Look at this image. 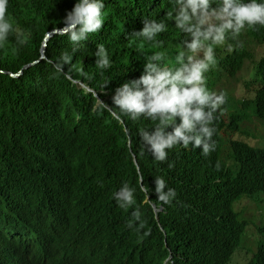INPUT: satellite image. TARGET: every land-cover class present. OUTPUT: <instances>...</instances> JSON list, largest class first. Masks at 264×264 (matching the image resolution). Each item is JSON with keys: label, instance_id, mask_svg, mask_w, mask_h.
Segmentation results:
<instances>
[{"label": "trees", "instance_id": "obj_1", "mask_svg": "<svg viewBox=\"0 0 264 264\" xmlns=\"http://www.w3.org/2000/svg\"><path fill=\"white\" fill-rule=\"evenodd\" d=\"M73 3L8 0L6 18L29 35L19 44L10 34L0 45V264L4 256L6 264L12 256L22 264H236L240 252L246 258L238 264H264V222L241 212L252 201L264 205V138L241 129L246 119L264 124V57L255 61L250 52L264 47V26L214 48L217 63L205 74L206 86L224 94L210 125L214 150L204 156L176 145L158 162L139 137L153 122L120 114L110 97L157 50L131 35L147 18L164 19L170 0H104L101 29L57 72L66 36L48 39L45 59L41 44ZM165 23L156 39L170 57L183 35ZM97 44L112 60L102 72L93 64ZM231 79L243 84L242 100L225 97L219 83ZM156 176L176 191L169 204L143 190ZM123 183L134 191L133 204L122 209L111 193ZM133 208L145 222L139 232L125 226Z\"/></svg>", "mask_w": 264, "mask_h": 264}, {"label": "clouds", "instance_id": "obj_2", "mask_svg": "<svg viewBox=\"0 0 264 264\" xmlns=\"http://www.w3.org/2000/svg\"><path fill=\"white\" fill-rule=\"evenodd\" d=\"M7 6L8 0H0V45L10 34H15L17 43L23 44L29 34L14 27L6 18ZM102 9L104 0H74L71 9L66 11L59 31L66 36L69 48L61 51L53 64L57 72L70 63L89 34L101 29L104 22ZM165 20L183 35V40L176 45L174 55L170 57L168 51L161 48L162 42L156 39L167 29ZM256 25L264 26V0H170L164 19L147 18L139 30L133 31V39L151 44L157 50L146 56L138 76L113 89L110 106L132 120L143 117L153 122L150 130H140L139 137L155 161L163 162L168 155L166 150L176 145L199 148L204 156L214 150L215 144L211 142L213 127L210 125L213 113L224 102V94L206 86L205 74L217 63L214 48L224 46L228 37H235L242 30ZM245 33L241 35L249 39H245L248 43L252 42ZM228 48L230 50L231 46L228 45ZM92 55L97 70L102 72L112 66L109 52L103 44H97ZM225 91L229 95L225 96L227 99L235 96L234 90L233 95ZM98 102L103 101L100 99ZM139 179L143 181L144 177ZM152 183L151 189L142 187L146 193L154 194L156 201L169 204L175 199V189L167 187L163 177H154ZM133 191L132 187L123 183L111 196L115 204L123 209L133 204ZM262 203L252 201L245 206L255 205L260 210ZM153 209L157 220L160 210L155 206ZM241 212L246 220L244 211ZM255 220L262 221L256 217ZM144 223L140 211L133 208L125 226L139 232ZM147 234L145 231L144 235ZM12 258L13 264L23 263L20 256ZM9 262L4 256V263Z\"/></svg>", "mask_w": 264, "mask_h": 264}, {"label": "rangeland", "instance_id": "obj_3", "mask_svg": "<svg viewBox=\"0 0 264 264\" xmlns=\"http://www.w3.org/2000/svg\"><path fill=\"white\" fill-rule=\"evenodd\" d=\"M244 38L247 39V41H249V39L247 37H244ZM250 43L251 42H249V44ZM230 46H231V48H230L229 52H232L234 50L235 44L232 43ZM250 52L253 53L255 61H258L262 57H264V47L263 46L253 45L250 48ZM248 64L249 63L247 62L245 64V66H244V67L247 66L245 68L246 71L250 70V66L248 67ZM246 73L247 72L244 71L243 76H246ZM245 78L246 77H244V79ZM232 80L233 79L230 80L231 83L228 84L227 86L226 85L224 86L223 82H220L219 85H222L226 89L229 88V91H232V92H233V90L235 91V96H230V100H233V99L242 100L244 98V95H243L244 94V92H243V84H241L240 82L235 83ZM245 121H244L243 124H241V129L243 130V132H245L247 135L252 136V137L260 136L261 138H264V127H263L264 124L260 125L255 120H252L251 122H249L246 119ZM226 149H230V147L228 148L227 145L224 146L223 153H222V158H223V156H224V154L226 152ZM227 154L230 156V158L232 160L233 153L230 152V150H229V152H227ZM243 211H244V216L246 218H253V217L261 218V220L264 222V205L261 207L260 210L255 205H246L245 208H243ZM241 253L242 252H240L238 255H235L234 258H232V261H236L238 263L243 262L245 260L246 256H244V254L242 255ZM238 263H236V264H238Z\"/></svg>", "mask_w": 264, "mask_h": 264}, {"label": "water", "instance_id": "obj_4", "mask_svg": "<svg viewBox=\"0 0 264 264\" xmlns=\"http://www.w3.org/2000/svg\"><path fill=\"white\" fill-rule=\"evenodd\" d=\"M55 34H61L60 31H59V29H53V30H51V31H48V32L45 34V36H44V38H43V41H42V44H41V46H42V55H41V59H45V58H46V54H45V52H46V48H47V44H48L47 41H48V39H49L52 35H55ZM38 61H39V60H37V61H35V62L31 63V64L26 65V66L24 67V69L30 67L31 65L35 64V63L38 62ZM21 73H22V71H20V72L17 73V74H14L13 76H14V77H18L19 75H21ZM84 87H85V89H86L87 91H91V89H89L87 86H84ZM98 100H100V98H98Z\"/></svg>", "mask_w": 264, "mask_h": 264}]
</instances>
